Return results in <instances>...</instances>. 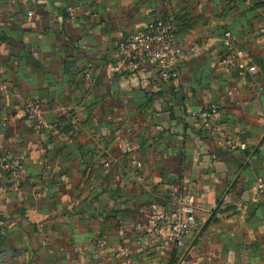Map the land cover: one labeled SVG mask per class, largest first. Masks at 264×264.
Segmentation results:
<instances>
[{"label": "crops", "instance_id": "crops-1", "mask_svg": "<svg viewBox=\"0 0 264 264\" xmlns=\"http://www.w3.org/2000/svg\"><path fill=\"white\" fill-rule=\"evenodd\" d=\"M154 22L182 49L168 84L118 62ZM225 30L255 73L219 65ZM0 85V155L25 158L18 185L0 179V264H264V0H0ZM27 101L62 124L38 130ZM182 192L201 225L151 244L149 205Z\"/></svg>", "mask_w": 264, "mask_h": 264}, {"label": "built area", "instance_id": "built-area-1", "mask_svg": "<svg viewBox=\"0 0 264 264\" xmlns=\"http://www.w3.org/2000/svg\"><path fill=\"white\" fill-rule=\"evenodd\" d=\"M67 12L71 18H74L76 9L69 7ZM222 41L224 54L219 65L230 71H238L243 75L257 71L255 65L244 61L238 41L234 38L232 32L225 30ZM117 57L119 65L127 72H136L147 65L154 70L161 84H168L179 76L182 49L169 22H154L142 30H136L123 36L117 47ZM90 75V69L84 71L86 78H89ZM2 89L3 87L0 85V90ZM24 113L36 122L38 130H53L62 124L61 120L49 123L44 119L42 102L40 101H27L24 104ZM209 116V112H205L202 117L206 120ZM71 122L75 126L76 120L74 118L71 119ZM221 142L227 146L245 148V145L237 144L232 139L221 138ZM119 149L123 155L131 157V165L138 175L141 164L136 158L132 157L131 143L124 139L119 143ZM24 167V156L0 155V179L3 175H7L13 186L18 185ZM255 190L258 194L264 196V180L257 183ZM173 202L176 205L174 209H167L159 202L151 203L147 209V222L137 227V229L143 231L145 237L153 245H161L167 242L182 244L186 237L199 228L204 219L199 220L197 218L195 198L191 193L182 192L173 198ZM127 256V249L120 250L115 254L117 258Z\"/></svg>", "mask_w": 264, "mask_h": 264}, {"label": "trees", "instance_id": "trees-1", "mask_svg": "<svg viewBox=\"0 0 264 264\" xmlns=\"http://www.w3.org/2000/svg\"><path fill=\"white\" fill-rule=\"evenodd\" d=\"M173 33H174V35H175V31H174V29H173ZM176 36V35H175Z\"/></svg>", "mask_w": 264, "mask_h": 264}]
</instances>
